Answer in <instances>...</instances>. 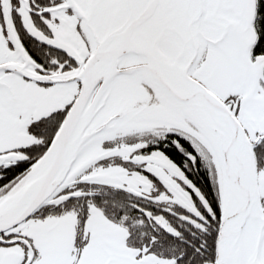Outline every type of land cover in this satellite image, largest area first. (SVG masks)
<instances>
[{
	"label": "snow or ice",
	"instance_id": "1",
	"mask_svg": "<svg viewBox=\"0 0 264 264\" xmlns=\"http://www.w3.org/2000/svg\"><path fill=\"white\" fill-rule=\"evenodd\" d=\"M0 264H264V0H0Z\"/></svg>",
	"mask_w": 264,
	"mask_h": 264
}]
</instances>
